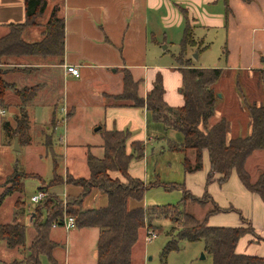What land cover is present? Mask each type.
Masks as SVG:
<instances>
[{
	"label": "crops",
	"instance_id": "obj_1",
	"mask_svg": "<svg viewBox=\"0 0 264 264\" xmlns=\"http://www.w3.org/2000/svg\"><path fill=\"white\" fill-rule=\"evenodd\" d=\"M220 1L61 0L58 7V17L64 22V52L61 61L47 63L46 58H39L41 62L35 65V71L28 70V74L33 72L40 74L41 81L33 84L27 83L28 85L22 87L16 86L20 89L41 85L36 97L26 107L29 125L32 123L29 115L30 105L33 107L38 97H43L42 103L48 104L46 106L51 110L49 114H46L45 123L42 125L46 137H49L50 141L52 140L54 149L56 144L57 147L60 145L61 152L63 151L61 147H64L67 152L71 149H78V157L82 158L83 166L86 165L88 152L98 157L102 156L104 131H127L130 134L126 145L127 153L131 152L133 141H141L146 144L143 157L132 159L127 172L130 176L147 182L146 180L149 179L147 146L150 142L163 136L164 129L161 125H153L149 121L148 112L144 107L118 106L114 104V97L122 93L123 75L125 71H128L133 80L138 82L137 95L140 98L146 97L154 80L159 75L164 90L163 100L172 107L183 105L182 74L177 63L179 55L174 58L175 66L167 67L161 64L150 67L147 63L149 55L160 53V46H163L166 38L165 36L162 38V34H159V22L165 23L164 27L167 28L178 26L182 36L185 28L190 26L193 39L200 42L199 50L191 49V51L197 52L194 53L196 58L197 54L199 58L202 51L209 45L205 44L203 40L195 38L194 31L197 28L205 32L210 29L222 31L223 39L220 42V48L221 56L225 62L224 66L219 69L223 73L230 71L233 78L236 79L241 75L243 78L247 75L248 78L253 79L256 74V79L259 78L256 81V87L260 94L255 105L260 106L264 103V0H225L223 6ZM46 3L47 6L55 5L54 2L51 3L47 0ZM193 4L196 6H192ZM25 20V0H0V29H7L10 24H21ZM163 49H167V47L164 46ZM189 55L186 53L185 57L191 59V66L201 68V66H196L194 59L187 57ZM65 65L77 67L78 77L66 73ZM258 82L260 87H258ZM9 83L14 84L13 82ZM229 97L232 98V96ZM219 98L218 101L221 102L222 97ZM216 107L214 120L225 118L227 139L250 134L251 118L245 113L248 111L243 109V106H238V108L235 106V108L239 109L240 113L243 112L247 120L246 123L237 119L235 121L227 119L226 113L223 111L225 107L222 106V110L218 108L219 106ZM80 113H84L88 119V123L84 127L75 124ZM54 117L56 126L51 127V120ZM10 122L12 124V121ZM63 123L65 124L63 125ZM48 125L50 126L49 130L47 129ZM60 125L64 127V134L57 137L55 133ZM97 127L100 129L96 130ZM97 132L99 134L103 132V134L95 136ZM41 138L42 132L40 131V141ZM43 142L41 141V143ZM187 157L191 162L194 161L193 152L189 151ZM63 158V175L71 174L77 177V174L71 169L70 162L67 161L65 164L64 155ZM255 158L263 160L264 150L254 151L245 162V170L249 174L251 182H255L259 173L264 171V160L259 164L254 161ZM207 171L208 161L204 156L202 170L185 173V185L188 186L189 181L197 177L202 185L201 191H204ZM88 173L84 167V172L81 175L87 177ZM113 174L118 177L116 172ZM171 182L173 181L167 183ZM38 188L39 185L36 190ZM56 188L65 190L63 197L78 196L81 192L80 188L67 184L62 187L54 186L49 190L55 191ZM207 191L220 208L225 209L232 206L240 210L243 218L248 220L254 231L264 239V202L256 193L246 189L235 171L223 184L220 185L217 182L209 184ZM106 204V196L97 190H92L84 198L82 207L84 209L100 208ZM137 205L144 206V198L140 203L129 201L130 208ZM229 213L234 212L217 214ZM240 222L238 216L232 218L228 226H238ZM52 228L64 230L63 237L54 238L51 236V231L49 237L52 241L60 244L59 247L64 240L66 249L82 246V242L88 238L97 242L99 233L97 228L73 227L70 230H65L63 227ZM33 237L34 234L31 238L33 239ZM236 251L264 257V242H252L243 236L237 243ZM55 253L53 254L57 260ZM1 262L3 261L0 260ZM3 263L6 264L5 261Z\"/></svg>",
	"mask_w": 264,
	"mask_h": 264
},
{
	"label": "trees",
	"instance_id": "obj_2",
	"mask_svg": "<svg viewBox=\"0 0 264 264\" xmlns=\"http://www.w3.org/2000/svg\"><path fill=\"white\" fill-rule=\"evenodd\" d=\"M46 7V0H25L26 20L21 24H10L9 32L0 37V59L12 54L17 58L55 57L61 61L64 52V22L56 15L57 8H53L50 12L42 39L33 42H26L22 39L23 29L42 15ZM182 38V51L177 59L182 74L181 93L184 99L182 106L172 107L163 100L164 90L159 75L154 80L146 97L140 98L137 95L138 82L133 80L128 71L124 72L123 91L114 97V104L144 107L148 112L149 121L153 125H161L164 132L174 130L181 133L182 142L170 140L164 137L165 135L157 140L165 139L170 151L183 155L181 164L184 173L202 170L203 159L206 156L208 171L203 193L196 196L187 190L183 183H167V187H171V189L180 188L182 198L178 203L137 205L134 208H129L130 200L140 203L145 191L149 187L159 184L158 182L146 184L143 180L134 178L127 172L132 159L143 157L146 145L144 142L133 141L131 152L127 153L126 143L130 137L129 132L104 131L102 156L98 157L89 152L86 155V166L89 172L87 177H75L67 174L63 179L57 176L54 170L57 164L53 159L52 178L47 185H41L38 189L45 192L46 197L33 208H31L32 204L28 207L30 216L33 215L31 226L35 230V235L28 246H26L25 240L26 224L21 222L18 217L24 213V207H20L24 205L21 199L15 201L12 222L0 224V243H4L9 249H26L28 251L26 264H41V256L47 257L51 264H60L53 255L54 249L59 247V244L52 241L49 235L53 224L56 227H62L64 214L74 218L76 228L98 229L96 264H132V248L138 241L139 232L144 228L149 230L150 227L159 229L162 220L171 223V232L175 234V238L189 243L203 241L204 253L212 256L213 264H264V257L236 251L238 241L250 230H246L241 225H208V218L220 212H235L241 221H245V218L240 210L232 206L225 209L220 208L207 191L209 184L217 182L221 185L235 171L246 189L256 193L264 202V171L259 173L255 182H251L250 176L245 170L247 158L254 151L264 150V103L260 106L255 104L246 106L251 118L249 135L227 139L225 118L211 123L218 100V92L214 86L222 76V70L192 67L190 59H183L187 46L194 47L196 45L190 26L185 28ZM4 73L6 72L0 69V103L7 92L14 95L19 102L17 105L18 114L13 117L15 126L7 121L3 122L1 127L7 136L14 133L19 140H23L27 144L29 143V117L26 107L36 97L41 85L19 89L4 80ZM55 126L54 117L51 120V127ZM44 145L50 149V138L44 142ZM187 151L193 152V162L187 157ZM114 172L124 178L126 182L122 183L118 178L112 179L110 174ZM12 174L18 177L16 167ZM11 176L6 178V183H14L13 187L5 188L0 195V203L8 194L23 187V182H14L13 178L11 180ZM27 178L36 179L37 177L31 174L21 176L23 180ZM64 184L80 188V194L64 202L58 195L47 192L54 186ZM20 185L21 187H19ZM160 185L165 186V184ZM92 190H97L106 196L107 204L104 207L91 209L82 207L84 198ZM189 202L201 206L210 203L212 207L206 210L202 219H198L186 211V205ZM247 226L253 232L250 222H247ZM174 249H177L175 242L169 241L164 254Z\"/></svg>",
	"mask_w": 264,
	"mask_h": 264
},
{
	"label": "rangeland",
	"instance_id": "obj_3",
	"mask_svg": "<svg viewBox=\"0 0 264 264\" xmlns=\"http://www.w3.org/2000/svg\"><path fill=\"white\" fill-rule=\"evenodd\" d=\"M48 2H54L55 5H48L46 7L45 12L35 18L28 27H25L22 34V39L26 42H33L39 39H42L43 33L45 31V25L47 19L50 15V12L53 8L59 7L61 0H47ZM221 6L225 5V0L220 1ZM196 6V5H192ZM200 11V8H198ZM58 16V11L56 13ZM165 24V23H164ZM164 24L159 22V34L165 36V41L163 46H160L161 51L157 54L149 55L148 66L153 67L155 65H164L170 67L172 65H176L177 57L182 51V32L179 27L174 25L172 27H164ZM9 28L0 29V37L6 35L9 32ZM165 33V35H163ZM195 38L203 40L205 44H208L209 47L202 51L201 56L198 58L194 57V53H197L195 50L191 51V49L196 48L199 50L200 42L195 40V44L197 47L187 46V57L194 59V63L196 66H201V68H222L224 66V59L221 56V48L220 42L223 39L222 31H217L215 29H210L208 31H200L198 28L194 31ZM166 46L167 49H163ZM199 46V47H198ZM152 50V49H150ZM224 50V49H222ZM12 52V50H11ZM184 60L187 58L184 56ZM58 59L55 57L46 58L47 63H55ZM191 60V59H190ZM0 69L4 70L3 78L6 82H13L15 86L22 87L23 85L33 84L36 82H40V74H36L35 65L41 62V59L37 58H26V57H15L10 54L9 56H3L0 59ZM191 64V61H190ZM189 64V65H190ZM57 69V68H54ZM28 70H33L28 74ZM223 73V72H222ZM223 77L221 76L218 82L215 84L214 89L216 90L219 97H222L221 102L216 101L215 106H219L220 110H222V106H224V112L226 113L227 119L235 121H241L246 123V117L243 115V112L240 113L238 106H243V109H246L244 106L254 105L259 99V90L256 87V79L257 75L255 74V78L250 79L241 75L239 78H233V74L230 71L223 73ZM16 81V82H15ZM245 81V85H244ZM34 86V85H33ZM31 87V86H30ZM256 87V88H255ZM258 87L259 82H258ZM222 93V95H221ZM220 95V96H219ZM229 96H232L229 97ZM43 97H38L36 103H34L33 107L29 108V115L32 123L29 125L28 139L29 143H24L23 140H19L18 137L11 133L7 136L5 131L2 129V123L7 121H12V125L15 126L13 117L18 114L17 109V99L14 95L7 92L2 103H0V111L4 110L5 113L2 114L0 112V195L5 190V188L13 187L14 183H6V178L10 177L13 181L23 182L22 189L16 190L10 194H8L0 203V223H11L13 220L14 213V204L17 199H21L24 202V205L20 207H24V213L22 215H18L19 220L26 224V233L25 240L26 246L30 244L32 241L33 234L35 235L34 228L31 227V223L29 221L30 218V210L28 207L29 198L37 191V187H41V185H47L50 182V179L53 175V169L55 161L57 166L55 167V174L63 179L66 175H63V166H64V158L65 156V164L67 161L71 164V169L77 174L76 176H82L81 174L84 172L87 166H83V160L81 157H78V149H71V151L64 150V147H61L62 152L59 147L54 149L53 144L51 143L50 149H47L43 144L49 137L45 135V129L42 128L43 123H45L46 114L51 112L50 108L42 103ZM45 101V98H44ZM43 101V102H44ZM41 102V103H40ZM219 102V103H218ZM263 104V103H262ZM235 106H237L235 108ZM257 106V105H256ZM217 108V107H216ZM59 109V107H58ZM247 110V109H246ZM248 114V112H245ZM216 114V112H215ZM249 115V114H248ZM76 123L82 127L86 126L88 123V119L85 117L84 113H80L76 118ZM214 115L211 118V123H215ZM65 123H63L64 125ZM46 125V124H45ZM63 125H60L56 130V136L60 137L64 134ZM48 130L50 126L48 125ZM40 131L42 132L41 143L40 141ZM101 134V133H100ZM98 132L95 136L100 135ZM103 134V132H102ZM101 134V135H102ZM164 137L174 140L176 142H182L183 136L181 133L174 130H167ZM46 137V139H45ZM44 139V140H43ZM17 140L18 150L14 149V143ZM52 142V140H51ZM26 145V146H25ZM127 145V143H126ZM147 151V164H148V176L149 179L147 182H158L159 185L149 187L144 194L145 205H167V204H175L180 201L182 198V192L179 187H174L175 189H171V187H167L168 181H173L171 183L185 185L186 174L183 171L182 160L183 155L181 153L172 152L167 148V142L164 140L157 139L148 144ZM187 155L189 151L186 152ZM185 153V154H186ZM63 154V155H62ZM54 159V161L52 160ZM264 160V159H263ZM260 158H255L254 161L256 163L261 164L263 162ZM14 167L18 170V177L14 176L13 171ZM23 174H31L32 176L37 177L36 179L27 178L25 180L21 179ZM112 179L118 178V180L122 183H125V179L122 178L119 174L118 177H115L114 174H110ZM20 177V178H19ZM49 180V181H48ZM147 182H145L147 184ZM160 184H165L160 185ZM170 186V185H169ZM184 187L189 190L193 195L200 196L203 191H201V182L197 177L191 179L189 181L188 186ZM21 187V185L19 186ZM62 187V186H60ZM39 189V188H38ZM65 190L63 188H56L54 190H48V193H53L61 197L64 202L76 196H66ZM212 205L207 203L206 205H199L197 203H187L186 211L195 216L198 219H202L207 209H211ZM33 208V207H31ZM130 208V207H129ZM238 217L237 214L229 213V214H216L210 216L208 218V225L212 226H228L231 223L232 218ZM216 224H213V223ZM248 220L241 221L240 225L246 230H250L244 237L249 238L252 242L261 243L264 242V239L261 238L257 232H251V229H248L247 226ZM161 229H154L150 227L149 230H141L139 232V238L137 243L132 248V264H213L212 256L204 253V243L203 241L197 242H186L184 240H180L175 238V234L171 232V223L167 220H162L160 222ZM238 225V226H240ZM154 231L156 233V237L151 241H146L145 236L149 231ZM168 234H172L169 236ZM64 230L61 228L53 229L51 227V236L54 238L63 237ZM64 239V238H62ZM78 241V238H77ZM169 241H174L177 249L169 251L167 254H164L165 247L167 246ZM80 243V241H78ZM4 243L0 244V260L5 261L6 264H26L28 251L20 250V249H9L4 246ZM60 245V244H59ZM63 245V246H62ZM61 247L54 249L56 252V258L60 264H95V251H96V242H93L90 238L84 240L82 242V246H75L73 248L65 247V242L63 240V244ZM73 247V246H72ZM164 254V255H163ZM54 255V254H53ZM55 257V256H54ZM23 258V259H22ZM13 259V260H12ZM41 264H51L47 257H40ZM1 262L0 264H5Z\"/></svg>",
	"mask_w": 264,
	"mask_h": 264
},
{
	"label": "built area",
	"instance_id": "obj_4",
	"mask_svg": "<svg viewBox=\"0 0 264 264\" xmlns=\"http://www.w3.org/2000/svg\"><path fill=\"white\" fill-rule=\"evenodd\" d=\"M65 71L66 73H69L75 77H78L79 72L78 68L71 65H65ZM2 114L5 113L4 110L0 111ZM46 197L45 192L37 190L29 199L30 204L36 205L40 203L44 198ZM74 218L72 216H67L66 214L63 215V221H62V227L65 230H70L71 228L75 227ZM52 227H56L55 224L52 225ZM156 237V234L153 231H149L147 235L145 236L146 241H151Z\"/></svg>",
	"mask_w": 264,
	"mask_h": 264
},
{
	"label": "water",
	"instance_id": "obj_5",
	"mask_svg": "<svg viewBox=\"0 0 264 264\" xmlns=\"http://www.w3.org/2000/svg\"><path fill=\"white\" fill-rule=\"evenodd\" d=\"M194 57L196 58V56L194 55ZM220 96V95H219ZM96 130H98V129H100L99 127H97V128H95ZM14 149L15 150H18L19 148L17 147V140H15V143H14ZM32 207H34V206H32ZM32 217H33V215L32 216H30V218H29V221H30V223L32 222Z\"/></svg>",
	"mask_w": 264,
	"mask_h": 264
},
{
	"label": "flooded vegetation",
	"instance_id": "obj_6",
	"mask_svg": "<svg viewBox=\"0 0 264 264\" xmlns=\"http://www.w3.org/2000/svg\"><path fill=\"white\" fill-rule=\"evenodd\" d=\"M32 206H34V205H32Z\"/></svg>",
	"mask_w": 264,
	"mask_h": 264
}]
</instances>
